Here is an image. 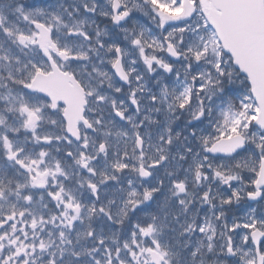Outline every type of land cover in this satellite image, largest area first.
I'll return each instance as SVG.
<instances>
[{"label": "snow or ice", "instance_id": "snow-or-ice-1", "mask_svg": "<svg viewBox=\"0 0 264 264\" xmlns=\"http://www.w3.org/2000/svg\"><path fill=\"white\" fill-rule=\"evenodd\" d=\"M0 264H264V0H0Z\"/></svg>", "mask_w": 264, "mask_h": 264}]
</instances>
